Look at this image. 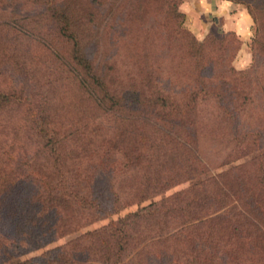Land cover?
Masks as SVG:
<instances>
[{
  "label": "rangeland",
  "instance_id": "rangeland-1",
  "mask_svg": "<svg viewBox=\"0 0 264 264\" xmlns=\"http://www.w3.org/2000/svg\"><path fill=\"white\" fill-rule=\"evenodd\" d=\"M49 1L66 10L86 56L117 95L157 88L184 103L197 89L186 36L177 34L165 0H0V90L23 95L0 107V264H102L104 241L111 243L104 230L127 216L123 264H189L195 254L202 264H264L263 242L248 238L242 216L264 154V0H248L259 25L231 62L246 77L223 76L229 62L217 58L211 40L212 62L202 70L207 96L166 127L168 138L154 127L153 108L100 104L98 90L79 81ZM183 27L198 41L212 35L236 48L219 27L202 38L185 20ZM213 92L237 103L234 121ZM39 121L62 141L59 160ZM236 130L258 131L260 149L236 143ZM56 168L65 191L54 187ZM224 173L237 183L238 208L230 213L224 178L213 181ZM74 191L100 206L76 205L66 195ZM160 202L154 215L140 214Z\"/></svg>",
  "mask_w": 264,
  "mask_h": 264
},
{
  "label": "trees",
  "instance_id": "trees-1",
  "mask_svg": "<svg viewBox=\"0 0 264 264\" xmlns=\"http://www.w3.org/2000/svg\"><path fill=\"white\" fill-rule=\"evenodd\" d=\"M165 1H167V3L172 6V17L176 22L177 34L181 37L183 35L186 36L184 45L190 54L193 67L197 74V89L196 91L192 92L191 99L189 101H185L184 103H179L174 98L164 94L160 89L157 88H154L147 93H140L135 90L128 91L125 89L122 90L118 95L115 92L109 90V88H107L105 77L95 68L94 64L86 56V53L84 52L81 45V41L77 38L75 32L73 31L69 16L65 13L66 10L55 7V3H53V1H49L46 4V9L48 11H51V15L58 27V32L60 33L61 38H63L71 46V61L82 72V75L79 76V81L86 86H92L94 87V89L98 90V100L100 104H110L118 108L126 106H147L153 108L157 112L156 117L154 118V127L159 130L160 136L162 138L169 137V132L166 127H170L175 123H178L180 121V118L182 116H185L191 110V108L194 106L193 104L200 97L201 99H204L207 96L206 92H208V86L206 84V81L202 77V70L208 62H212L210 60V56H208V52L211 49L209 45V42L211 40H215L219 44L217 47H215L217 58L219 60L226 59L229 62V66L223 71V76H225V78L235 75L240 76L241 78L246 77L245 72H237L231 65L233 58L236 56V53L239 51L242 44L238 37H236L235 33H224L226 35L235 37V42L237 43V45L233 52L230 51L228 47L223 45L224 41L214 39L212 35H210V37H208L206 41H198L188 30L183 27L185 15L179 10L181 0ZM232 1L244 5L248 14L252 18L253 24L259 25V20L253 10L254 8H252L253 6L248 2V0ZM262 13L264 14V4L262 6ZM208 94L216 99L217 105L225 113V115L229 119H232L234 121L237 103L226 102L224 93L213 92ZM22 96V93L17 90H10L6 92L0 90V107L12 102H17L22 98ZM38 125L41 129L42 134H44V138L47 140L52 158H54V160H59L61 157L62 141L56 138L54 134L48 132V130L43 127L41 121L38 122ZM260 136L261 135L258 131L237 132L236 130L234 134V140L236 143L243 144L248 148L253 145L255 149L258 150L260 149ZM257 165V172L255 177H253L255 180V185L253 183H251L250 185L251 188L249 190V196L246 202L247 208H245V214L242 215L241 212L239 214L244 216L243 218L247 221V227H245V229L246 231H249L248 238L251 237L252 234H255L254 238L262 240L263 244L258 248L260 252H263L262 255H264V154L259 155ZM56 171L58 172V178L54 179L56 180V185L54 186L53 184V186L62 191H65L66 187L62 186V182L60 180L61 171L58 168H56ZM227 174L224 173L218 175L216 178L214 177L213 181H217V178H224V184L221 190L224 194V197L228 200V203L225 206L226 208H224L226 213H230L231 209L238 208V199L236 197H233L234 195L237 196V193L232 194L233 185H236L237 183H234L233 180L226 178L229 177L227 176ZM66 195L70 197L76 205H79L86 209L100 206V202L98 200L86 196L78 191H74L71 193L68 192L66 193ZM159 207H164L163 202L156 203L154 205H150L147 208L141 209L140 214L154 215L155 213H157V211L161 210ZM239 214H235L234 216H238ZM136 215H139V213ZM128 217L129 216L119 219L116 222H112L110 226L104 230L105 233L111 236V243L104 241L106 248V258L102 259V264H123L122 255L130 239L129 229H127ZM94 235H97V233H95ZM235 253L240 254L241 252L236 249ZM4 255L7 256L6 251H4ZM188 263L202 264V259L195 254V256H193V258Z\"/></svg>",
  "mask_w": 264,
  "mask_h": 264
},
{
  "label": "crops",
  "instance_id": "crops-1",
  "mask_svg": "<svg viewBox=\"0 0 264 264\" xmlns=\"http://www.w3.org/2000/svg\"><path fill=\"white\" fill-rule=\"evenodd\" d=\"M179 10L185 15L189 30L202 38L212 26L222 32H233L243 46L249 40L252 18L242 4L232 0H181Z\"/></svg>",
  "mask_w": 264,
  "mask_h": 264
}]
</instances>
